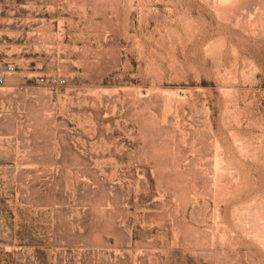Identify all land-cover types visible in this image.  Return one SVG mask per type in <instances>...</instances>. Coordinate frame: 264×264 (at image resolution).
Segmentation results:
<instances>
[{
  "label": "rangeland",
  "instance_id": "obj_1",
  "mask_svg": "<svg viewBox=\"0 0 264 264\" xmlns=\"http://www.w3.org/2000/svg\"><path fill=\"white\" fill-rule=\"evenodd\" d=\"M0 264H264V0H0Z\"/></svg>",
  "mask_w": 264,
  "mask_h": 264
},
{
  "label": "built area",
  "instance_id": "obj_2",
  "mask_svg": "<svg viewBox=\"0 0 264 264\" xmlns=\"http://www.w3.org/2000/svg\"><path fill=\"white\" fill-rule=\"evenodd\" d=\"M12 68V65H9ZM44 80V79H43Z\"/></svg>",
  "mask_w": 264,
  "mask_h": 264
}]
</instances>
